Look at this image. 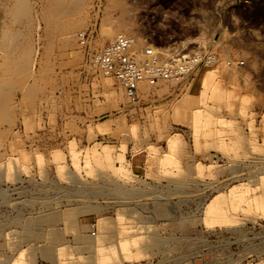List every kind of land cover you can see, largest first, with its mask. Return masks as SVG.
<instances>
[{
  "label": "rangeland",
  "instance_id": "obj_1",
  "mask_svg": "<svg viewBox=\"0 0 264 264\" xmlns=\"http://www.w3.org/2000/svg\"><path fill=\"white\" fill-rule=\"evenodd\" d=\"M20 1L28 11L13 16ZM78 1L0 0V39L10 28L21 41L0 57V264L263 258L264 203L234 230L208 218L264 175V0ZM121 33L216 63L182 85L141 84L130 104L91 63Z\"/></svg>",
  "mask_w": 264,
  "mask_h": 264
},
{
  "label": "built area",
  "instance_id": "obj_2",
  "mask_svg": "<svg viewBox=\"0 0 264 264\" xmlns=\"http://www.w3.org/2000/svg\"><path fill=\"white\" fill-rule=\"evenodd\" d=\"M80 37L85 46L89 35L83 33ZM135 45L134 39L119 34L109 39L91 58V63L99 73L123 85L130 104L139 102L141 82L150 85L160 82L182 85L197 68H209L216 63V56L212 52L185 53L175 47L163 48L147 44L138 48ZM227 64L243 65L233 60Z\"/></svg>",
  "mask_w": 264,
  "mask_h": 264
},
{
  "label": "bare ground",
  "instance_id": "obj_3",
  "mask_svg": "<svg viewBox=\"0 0 264 264\" xmlns=\"http://www.w3.org/2000/svg\"><path fill=\"white\" fill-rule=\"evenodd\" d=\"M62 1V0H60ZM80 1V0H79ZM78 1V2H79ZM60 3V2H57ZM28 4V2H27ZM16 5V4H15ZM52 5V4H51ZM125 7V6H124ZM53 8V7H52ZM56 8V7H55ZM54 8V9H55ZM76 9L79 8L78 6L75 7ZM52 9V11H54L53 13H55L56 9L54 10ZM76 9H73L76 10ZM49 10V9H48ZM57 10H59V12L65 13V12H69L72 11L69 8V4H62L59 6V8H57ZM10 14H12L13 16H17L19 14L26 13V11H28V7L26 6L24 1H20V6L18 7H14V6H9L8 10H7ZM255 11V10H254ZM3 12V10H2ZM6 15V14H5ZM26 15V14H25ZM49 16V15H48ZM53 16V15H52ZM51 16V17H52ZM6 17V16H5ZM50 17V16H49ZM54 17V16H53ZM67 20V19H66ZM48 21V20H47ZM122 22L127 23L125 20H123ZM16 23V22H15ZM7 25V24H6ZM58 29V28H57ZM108 30V29H107ZM106 30V31H107ZM3 31V30H2ZM23 34V33H22ZM26 34V33H25ZM122 34V33H121ZM109 35V34H108ZM119 35V34H118ZM126 35V34H124ZM81 36V35H80ZM117 36V35H116ZM115 36V37H116ZM129 36V35H127ZM131 37V35L129 36ZM19 38L20 35L19 33L16 31V29H5L2 34H1V39H0V57L4 56L7 58H13L16 56V53L19 49ZM132 38V37H131ZM73 39V38H72ZM133 39V38H132ZM23 40V39H22ZM67 40V39H66ZM27 41V40H26ZM135 41V40H134ZM136 43V42H135ZM22 46V45H21ZM135 47L141 48L139 47L137 44L135 45ZM24 48V47H23ZM19 53V52H18ZM25 55V54H24ZM28 58V57H27ZM93 65V64H92ZM93 69H95V66H92ZM13 68V67H12ZM3 72V70H2ZM3 74V73H2ZM101 74V73H100ZM102 75V74H101ZM104 76V75H102ZM107 77V76H104ZM110 78V77H109ZM3 81V80H2ZM6 81V80H5ZM149 84L147 82H141L140 85L142 84V86H145V84ZM161 83V82H160ZM6 84V83H5ZM18 84V82H17ZM159 84V83H158ZM10 85V84H9ZM120 85L123 87V85L120 83ZM150 85V84H149ZM4 86V82L0 83V92L2 91ZM25 86V85H24ZM16 87V86H15ZM9 88V87H8ZM140 88V86H139ZM14 89V88H13ZM124 91L125 88L123 87ZM11 90V89H10ZM21 90V89H20ZM7 104V103H6ZM1 104H0V110H1ZM1 112V111H0ZM195 116L198 117V113L195 112L194 113ZM201 114V113H200ZM197 120V119H196ZM195 120V121H196ZM202 121V120H201ZM257 146L259 149H264V141H259L257 143ZM257 160L260 164H264V155H261L260 157H257ZM243 180H248L247 179H243ZM257 180H259L258 184H250L249 183H243L241 182L242 180H240V184L238 186H234L231 189H228L226 192H224L223 196H222V203L220 205H216V207L211 208L210 207V215H209V224L214 226V225H223V227H228L229 229H233V227H239V226H244L247 223V219H246V214L248 213V211L250 210L251 207H255V208H259V206L263 205L264 203V175L261 178H257ZM260 188L259 192H255L257 189ZM105 221V220H104ZM249 222V221H248ZM103 228L106 229V233H108V230L110 228L109 223L103 222ZM218 228V227H217ZM107 240V236L104 233H101L97 238H96V242L100 245L103 244L104 242H106ZM255 262V261H254ZM249 262L248 264H264V257L258 259L257 262Z\"/></svg>",
  "mask_w": 264,
  "mask_h": 264
},
{
  "label": "crops",
  "instance_id": "obj_4",
  "mask_svg": "<svg viewBox=\"0 0 264 264\" xmlns=\"http://www.w3.org/2000/svg\"><path fill=\"white\" fill-rule=\"evenodd\" d=\"M137 44V43H136ZM162 83V82H161Z\"/></svg>",
  "mask_w": 264,
  "mask_h": 264
}]
</instances>
